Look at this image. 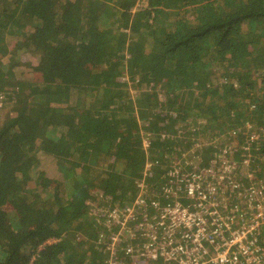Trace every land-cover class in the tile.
<instances>
[{"label": "trees", "instance_id": "16d2710c", "mask_svg": "<svg viewBox=\"0 0 264 264\" xmlns=\"http://www.w3.org/2000/svg\"><path fill=\"white\" fill-rule=\"evenodd\" d=\"M251 116L264 0H0V264H163L113 215L142 194L156 216L168 155L211 161V135Z\"/></svg>", "mask_w": 264, "mask_h": 264}, {"label": "built area", "instance_id": "2783aa9c", "mask_svg": "<svg viewBox=\"0 0 264 264\" xmlns=\"http://www.w3.org/2000/svg\"><path fill=\"white\" fill-rule=\"evenodd\" d=\"M257 130L264 131V127L251 121L234 129L229 135L240 141L231 145L235 153L227 146L214 160L222 165L227 155L236 158L242 152V161L227 160L221 169L204 167L184 176L175 169L179 182L164 185V199L152 202L159 209L156 216L146 214L149 205L141 194L137 211L129 209L124 217L118 213L114 217L121 225L141 221L140 229L146 228L149 238L148 253L154 259L163 258V264H264V154L258 156L264 141L259 140ZM254 143L257 153L251 152ZM241 164L248 176L246 184L235 179ZM251 169L259 172L251 173ZM243 171H239L242 176ZM213 175L216 182L210 180ZM178 192L184 199L177 198ZM233 192L237 193L235 201L231 200ZM139 211L142 218L137 216Z\"/></svg>", "mask_w": 264, "mask_h": 264}, {"label": "rangeland", "instance_id": "374dc122", "mask_svg": "<svg viewBox=\"0 0 264 264\" xmlns=\"http://www.w3.org/2000/svg\"><path fill=\"white\" fill-rule=\"evenodd\" d=\"M16 48H17V46H16ZM219 73H220V71H219ZM34 74H35L34 75L35 78H40L39 72H34ZM261 75H259V76H261ZM220 83H222V84L225 83L224 77L222 78V80H221ZM217 87H218L217 85H214L213 88H211V90H213V92H216L217 89H218ZM138 94H139V90L136 87L132 86L131 87V96H130L131 99H134L135 100L137 98ZM255 123L260 124V126H264V124H262L264 122H260L259 123V122H256L255 121ZM233 130L234 129H232V130H226V128H225L222 132L215 131V133H214L215 135H211L210 142H209V144L211 146L210 149H209L210 154H208V153L205 154V156H210L211 157V161H203V158L202 157L199 158V155L195 154V148H194L193 159L192 160L188 157V153L187 152H184L181 155V157H175V156L173 157L172 155H168L169 157H167V159L171 161V164L172 165L170 166V164H168L166 166H170V167H172V166H180L181 167L180 168V171L183 169L184 172L182 174L184 176V175H187V174L191 173L194 169L201 170L204 167H205L204 168L205 170H207V169H212V170L221 169V168H223L225 166L224 162L227 161V160L228 161L234 160V161H238L239 162L241 160V158H242L241 157L242 156V152L239 153V156L238 157H237V154H236V158L234 156L229 157L227 155V158L223 159L222 165H220V162L221 161H215L214 162V160L216 159V156H215V151L216 150H220L219 152H222V150L223 149H226L227 146L239 145L240 141L239 140H237L238 142L237 141H234L235 139L231 138L230 135H229L230 134V131L232 133ZM259 132H260V130H259ZM262 132H264V131H262ZM142 134L144 135V139H146L147 135H145L144 132H142ZM40 140H42V142L45 141L43 139H40ZM49 142L50 141L46 140V143L47 144H49ZM229 142H232V143L230 144ZM44 146L46 147V149L49 150L50 146H48V148H47V146L45 144H44ZM144 147L147 149V147H148V140L147 141H144ZM235 150H233L232 152L235 153ZM190 151H192V150H190ZM187 161H188L189 164L192 165V167H184V164H188ZM100 163H102L101 160H100ZM150 164L151 163L148 162V165L149 166L147 165L146 168H149L150 167ZM191 168H192V170H189L188 172H185V169H191ZM255 172H259V170H257V169H255V170L254 169H251V173H255ZM170 175L173 177V178L170 179V182H172L173 185H176L179 182V179L177 177V174H175V173L172 172V173H169L168 176L170 177ZM233 175H234V173H233ZM235 179L237 181H239V182L245 183L244 182V177L241 175V173L240 174H236L235 175ZM210 180L213 181V182H216L217 181L216 178H215V175L211 176L210 177ZM157 182H159V181H157ZM135 183H136V185L138 187H140L142 185V181H140V179L134 180L133 181V184H135ZM50 185L51 186H54V182H52ZM154 187H155L154 190L155 189H159L160 188V184H157ZM157 194L159 195V199H161V198L164 197V194L165 193L164 192L163 193H158L157 192ZM43 195H44V193H43ZM137 198H138V196H137ZM236 198H237V193L236 192L231 193V200L232 201H235ZM97 204L98 203L95 202L94 205H93V213H97L99 211V209L103 208V207L97 206ZM128 224L130 226V230H131L132 235L134 234V230H141L140 229L141 221H139V220H130V222ZM125 259H126V261H133L132 260V256L131 257H128V258H125Z\"/></svg>", "mask_w": 264, "mask_h": 264}, {"label": "clouds", "instance_id": "9594fccd", "mask_svg": "<svg viewBox=\"0 0 264 264\" xmlns=\"http://www.w3.org/2000/svg\"><path fill=\"white\" fill-rule=\"evenodd\" d=\"M253 123L256 125V126H260V124H258V123H255V121H256V117H254V119H253ZM264 127V126H263Z\"/></svg>", "mask_w": 264, "mask_h": 264}, {"label": "crops", "instance_id": "0c3cea01", "mask_svg": "<svg viewBox=\"0 0 264 264\" xmlns=\"http://www.w3.org/2000/svg\"><path fill=\"white\" fill-rule=\"evenodd\" d=\"M253 119H254V116H251L250 121H251V122H254ZM260 131H261V130H260ZM246 182H247V181H246ZM245 184H246V183H245Z\"/></svg>", "mask_w": 264, "mask_h": 264}]
</instances>
